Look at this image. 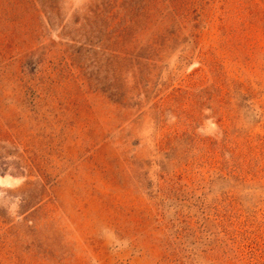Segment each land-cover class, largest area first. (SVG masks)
I'll return each instance as SVG.
<instances>
[{"label":"rangeland","instance_id":"rangeland-1","mask_svg":"<svg viewBox=\"0 0 264 264\" xmlns=\"http://www.w3.org/2000/svg\"><path fill=\"white\" fill-rule=\"evenodd\" d=\"M0 264H264V0H0Z\"/></svg>","mask_w":264,"mask_h":264}]
</instances>
